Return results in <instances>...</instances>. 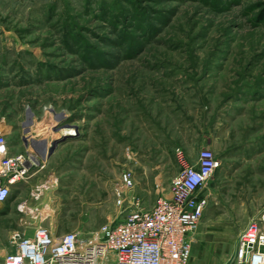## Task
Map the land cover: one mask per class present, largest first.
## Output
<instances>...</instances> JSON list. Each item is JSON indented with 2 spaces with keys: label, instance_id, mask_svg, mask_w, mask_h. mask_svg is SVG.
I'll list each match as a JSON object with an SVG mask.
<instances>
[{
  "label": "rangeland",
  "instance_id": "374dc122",
  "mask_svg": "<svg viewBox=\"0 0 264 264\" xmlns=\"http://www.w3.org/2000/svg\"><path fill=\"white\" fill-rule=\"evenodd\" d=\"M263 9L264 0H0V134L14 153L48 156L0 207H16L10 233L0 222V255L17 229L97 243L103 225L132 201L150 208L157 186L209 148L216 169L190 264H234L239 234L264 213ZM125 170L134 186L120 208Z\"/></svg>",
  "mask_w": 264,
  "mask_h": 264
},
{
  "label": "built area",
  "instance_id": "2783aa9c",
  "mask_svg": "<svg viewBox=\"0 0 264 264\" xmlns=\"http://www.w3.org/2000/svg\"><path fill=\"white\" fill-rule=\"evenodd\" d=\"M47 159L38 151L11 154L6 136L0 134V206L17 184L44 170ZM215 169L213 151L203 148L166 188L157 186L159 196L150 208L132 201L121 221L103 225L97 243L88 244L75 232L54 236L41 227L30 237L14 232L9 239L11 250L0 255V264H103L108 254L114 264H190L193 235L207 205L201 192ZM119 178L116 199L122 208L134 177L125 170ZM234 264H264V213L251 219L239 234Z\"/></svg>",
  "mask_w": 264,
  "mask_h": 264
},
{
  "label": "crops",
  "instance_id": "0c3cea01",
  "mask_svg": "<svg viewBox=\"0 0 264 264\" xmlns=\"http://www.w3.org/2000/svg\"><path fill=\"white\" fill-rule=\"evenodd\" d=\"M10 150H11V149H10ZM18 153H20V152H18ZM18 153H14V152L11 150V154H18ZM21 185H22V184H17V185L15 186V189H16V188H20ZM10 199H11V196H10V198L7 200V202H6L4 205L8 204ZM0 207H1V206H0ZM17 211H18V209H17ZM14 213H16V207H15V208H11V210H10L8 213H4L2 216H0V222H2L4 225H8V227H9V225H11V223H10V218H11L12 214H14ZM7 231H8V233H10V231H11L10 227L7 229ZM15 231L20 232V233L23 234L25 237H30L31 234H32V233H30V232H27L26 230H20V229H17V230H15Z\"/></svg>",
  "mask_w": 264,
  "mask_h": 264
},
{
  "label": "water",
  "instance_id": "95a60500",
  "mask_svg": "<svg viewBox=\"0 0 264 264\" xmlns=\"http://www.w3.org/2000/svg\"><path fill=\"white\" fill-rule=\"evenodd\" d=\"M27 115H28V120L30 121L31 113H30V112H28V113H27ZM29 121H28V122H29ZM28 124H29V123H28ZM54 145H55V143H54L52 146H54ZM33 146H34V148H35V146L37 147V145H36V144H34V143H33ZM35 151H38V152H40V150H37V149H35ZM52 151H53V149H50V150H49V154H51V153H52ZM49 154H48V155H49Z\"/></svg>",
  "mask_w": 264,
  "mask_h": 264
},
{
  "label": "trees",
  "instance_id": "16d2710c",
  "mask_svg": "<svg viewBox=\"0 0 264 264\" xmlns=\"http://www.w3.org/2000/svg\"><path fill=\"white\" fill-rule=\"evenodd\" d=\"M260 19H264V9H263V11L260 14Z\"/></svg>",
  "mask_w": 264,
  "mask_h": 264
},
{
  "label": "bare ground",
  "instance_id": "6f19581e",
  "mask_svg": "<svg viewBox=\"0 0 264 264\" xmlns=\"http://www.w3.org/2000/svg\"><path fill=\"white\" fill-rule=\"evenodd\" d=\"M67 132H68V131H67ZM70 135H72L71 132H70L69 135H67V136H70ZM61 136H63V135H61ZM63 137H64V136H63ZM65 137H66V136H65ZM49 146H50V145H49ZM49 148H50V147H48V149H49ZM42 152H43V151H42Z\"/></svg>",
  "mask_w": 264,
  "mask_h": 264
}]
</instances>
